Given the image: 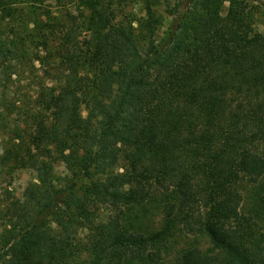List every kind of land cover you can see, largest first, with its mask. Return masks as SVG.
I'll list each match as a JSON object with an SVG mask.
<instances>
[{"label": "trees", "instance_id": "trees-1", "mask_svg": "<svg viewBox=\"0 0 264 264\" xmlns=\"http://www.w3.org/2000/svg\"><path fill=\"white\" fill-rule=\"evenodd\" d=\"M54 1L40 45L60 77L39 93L52 116L26 148L17 128L3 156L36 173L2 213L3 264H133L164 231L136 233L103 211L155 186L177 193L165 215L214 248L177 264H264V189L256 214L237 189L264 179V34L251 0H141L140 20L105 0ZM160 7L171 17L163 36ZM19 44L0 37V69ZM56 161L68 170L59 182Z\"/></svg>", "mask_w": 264, "mask_h": 264}, {"label": "rangeland", "instance_id": "rangeland-1", "mask_svg": "<svg viewBox=\"0 0 264 264\" xmlns=\"http://www.w3.org/2000/svg\"><path fill=\"white\" fill-rule=\"evenodd\" d=\"M115 8L117 18L140 20L146 14L141 0H105ZM256 29L264 34V0H251ZM61 6L54 0H0V37L20 42L19 55L6 62V68L0 69V241L4 231L2 213L9 202L20 198L26 187L36 181L33 169L11 160H4L5 151L15 148L14 137L18 129L22 131L24 148L30 144L36 123L42 117L51 119V108L41 104L39 93L43 86L58 84L60 77L58 60L55 52H49L40 45L42 24L49 15H59ZM163 22L159 26L158 36H163L171 17L159 8ZM80 38L86 42L89 28L84 25ZM84 115L86 112L84 111ZM68 170L62 161L54 163L56 182L65 178ZM237 189L242 195V209L256 214L258 200L264 189V179L257 183L243 182ZM174 190L153 187L150 196L143 202L120 203L112 208H105L103 213L119 218L126 228L136 233L152 235L164 231V238L152 243L143 257H130L133 264H177L184 251L198 247L203 252H213L214 248L205 233L191 234L184 230L181 215L175 213L167 217L164 208L175 201ZM88 230L80 229L85 236ZM0 264L3 262L0 260Z\"/></svg>", "mask_w": 264, "mask_h": 264}]
</instances>
